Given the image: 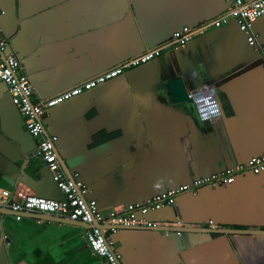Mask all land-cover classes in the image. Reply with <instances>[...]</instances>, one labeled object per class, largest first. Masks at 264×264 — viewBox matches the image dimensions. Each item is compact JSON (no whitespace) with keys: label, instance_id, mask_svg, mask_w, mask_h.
Returning <instances> with one entry per match:
<instances>
[{"label":"crops","instance_id":"obj_1","mask_svg":"<svg viewBox=\"0 0 264 264\" xmlns=\"http://www.w3.org/2000/svg\"><path fill=\"white\" fill-rule=\"evenodd\" d=\"M225 9L222 0H0V23L45 99ZM253 29L264 47V15ZM197 36L43 114L44 131L57 135V156L70 173L80 172L103 215L264 153V68L250 66L257 51L231 17ZM176 74L195 97L210 95L216 110L201 117L193 100L172 101L162 82ZM35 144L0 81V189L11 200L59 196ZM143 218L154 224L111 234L129 264H264V171L179 193L174 205ZM84 228L32 212L16 220L2 209L0 264H103Z\"/></svg>","mask_w":264,"mask_h":264},{"label":"built area","instance_id":"obj_2","mask_svg":"<svg viewBox=\"0 0 264 264\" xmlns=\"http://www.w3.org/2000/svg\"><path fill=\"white\" fill-rule=\"evenodd\" d=\"M226 9L216 17L202 21L191 28L183 25L174 31L170 39L151 49L143 51L138 56L114 66L96 76L65 89L51 97L40 99L30 84L23 71L20 59L16 53L8 48V41L3 35L0 26V81L6 86L11 103L15 106L28 133L35 138V152L49 169L51 179L61 193L60 198H48L38 195H26L21 201L9 199L8 189H0V208L13 212L16 220L20 219L24 212L56 215L60 218L85 223L88 226L83 229L82 237L89 249L103 260V264H128L122 260L121 253L116 249L111 234L121 225H146L154 223L147 221L143 216L165 205H174L177 194L188 191L195 193L202 185L218 186L233 182L235 174L247 170L252 174L264 171V153L249 157L246 162L231 165L228 168L213 172L202 177H197L189 183H181L176 187L165 189L146 198L143 202L127 203L114 207L106 215L98 209L95 198H88L89 187L77 179L78 172L71 176L62 170L57 159L55 142L56 134H46L43 127L42 116L51 107L62 103L78 95L84 90L109 80L126 67L138 66L154 57L163 50H173L178 46H184L198 34H202L210 28L220 27L227 23L231 17L234 19L238 30L244 35L248 46L259 53L256 62L264 68V47L258 40V34L253 29V22L264 15V0H224ZM192 97L199 115L205 117L208 112H213L211 106L216 108V102L210 95ZM102 225V226H101ZM208 225L216 227L212 220Z\"/></svg>","mask_w":264,"mask_h":264},{"label":"water","instance_id":"obj_3","mask_svg":"<svg viewBox=\"0 0 264 264\" xmlns=\"http://www.w3.org/2000/svg\"><path fill=\"white\" fill-rule=\"evenodd\" d=\"M223 2H224V4H225V6H226V3H225V1L224 0H222ZM206 9H207V7H206ZM210 11V10H209ZM0 13H1V10H0ZM204 13V12H203ZM206 18V17H205ZM206 20V19H205ZM234 23H235V21H234ZM235 25H236V23H235ZM0 26H1V28H2V32H3V35H4V29H3V27H2V25H1V23H0ZM180 27L178 28H174V29H172L171 30V34L174 32V31H176V30H178V29H180L181 28V26L182 25H179ZM196 26V25H195ZM195 26H190L191 28H193V27H195ZM236 27H237V25H236ZM237 29H238V27H237ZM240 32V31H239ZM241 33V32H240ZM171 34H170V36H171ZM242 34V33H241ZM5 36V35H4ZM6 37V36H5ZM198 37V36H197ZM196 37V38H197ZM200 37V36H199ZM6 39H7V37H6ZM168 39H170V37L168 38ZM167 39V40H168ZM194 39V38H193ZM193 39L192 40H190L187 44H189V43H191L192 41H193ZM198 39V38H197ZM259 40V39H258ZM7 41H8V48L9 49H11V50H13L15 53H16V55H17V57L20 59V62H21V65H22V68H23V71H24V73L26 74V71H25V68H24V65H23V62H22V59H21V56L17 53V51L14 49V47L11 45V43H10V41L7 39ZM187 44H185L184 46H178V47H176V48H174L172 51L173 52H175V53H177V51H178V48L180 47V48H185V47H187L188 45ZM259 56V53L257 52V57ZM256 57V58H257ZM151 61H149V62H147V63H150ZM257 66L258 65V62H253V63H251L250 64V66ZM259 66V65H258ZM136 67H138V66H136ZM139 68V67H138ZM26 76H27V78H28V80H29V82H30V84L32 85V87L34 88V90H35V92H36V94L38 95V90H37V88H36V86H35V84H34V82L31 80V78L29 77V75H27L26 74ZM183 78L180 76V75H178V74H176V75H173L172 77H169V78H167L164 82H162V86H163V88H165L167 91H168V94H169V96H170V99L172 100V101H174V102H179V101H185V102H191L193 99H192V97H190L188 94H189V89L186 87V85H185V83L183 82V80H182ZM73 98V97H72ZM70 100V99H69ZM68 101V100H67ZM50 109V108H49ZM57 159H58V162L60 163V165H62V167H63V163L60 161V159H59V157L57 156ZM64 168H65V165H64ZM65 170L67 171H64L65 173H67L68 175L67 176H71L74 172H79V171H73V172H69L66 168H65ZM80 173V172H79ZM165 190V189H164ZM58 192H59V190H58ZM61 197V193L59 192V196H58V198H60ZM54 198H56V197H54ZM71 222H75V221H71ZM76 223V222H75ZM78 223V222H77ZM82 226H84V227H87L88 225L87 224H81ZM139 225H121V226H119V227H138ZM153 227V226H152ZM157 228H160V229H164L165 227H157ZM176 231H180V232H190V231H201V230H203V229H197L196 227H192V228H190V227H177L176 229H175ZM216 230H218V231H220V232H230L231 233V230H226V229H216ZM241 230H238V231H236V232H240ZM249 232H252V231H249ZM253 232H257V231H253ZM259 232V231H258ZM113 240H114V238L113 237H111ZM119 251V250H118ZM120 252V251H119ZM121 253V252H120ZM121 256H122V254H121ZM125 262V261H124ZM127 262V261H126ZM128 263V262H127ZM129 264V263H128Z\"/></svg>","mask_w":264,"mask_h":264},{"label":"flooded vegetation","instance_id":"obj_4","mask_svg":"<svg viewBox=\"0 0 264 264\" xmlns=\"http://www.w3.org/2000/svg\"><path fill=\"white\" fill-rule=\"evenodd\" d=\"M165 52L167 53L168 51H167V50H163V51H161V53H165ZM161 53H160V54H161ZM168 53H169V52H168ZM160 54H159V55H160ZM159 55H158V56H159ZM120 62H121V61H120ZM120 62H119V64H121ZM119 64H118V65H119ZM114 66H115V65H114ZM114 66H113V67H114ZM116 66H117V64H116ZM113 67H111V68H113ZM111 68H109V69H111ZM107 70H108V69H107ZM124 70H125V69H124ZM124 70H123L122 72H124ZM105 71H106V70H105ZM102 72H104V71H102Z\"/></svg>","mask_w":264,"mask_h":264},{"label":"bare ground","instance_id":"obj_5","mask_svg":"<svg viewBox=\"0 0 264 264\" xmlns=\"http://www.w3.org/2000/svg\"><path fill=\"white\" fill-rule=\"evenodd\" d=\"M4 209V208H0V214H1V210ZM75 222H78V221H75ZM78 223H81V222H78ZM81 224H85V223H81ZM102 226V225H101Z\"/></svg>","mask_w":264,"mask_h":264},{"label":"rangeland","instance_id":"obj_6","mask_svg":"<svg viewBox=\"0 0 264 264\" xmlns=\"http://www.w3.org/2000/svg\"><path fill=\"white\" fill-rule=\"evenodd\" d=\"M247 47L251 48V47L248 46V45H247ZM154 58H155V57H154ZM154 58H153V59H154ZM153 59H151V60H149V61H152ZM149 61H147V62H149ZM147 62H145V63H147ZM142 64H144V63H142ZM138 66H140V65H138Z\"/></svg>","mask_w":264,"mask_h":264}]
</instances>
